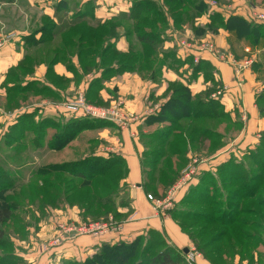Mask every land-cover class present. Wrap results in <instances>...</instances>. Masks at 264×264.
<instances>
[{
  "label": "rangeland",
  "instance_id": "rangeland-1",
  "mask_svg": "<svg viewBox=\"0 0 264 264\" xmlns=\"http://www.w3.org/2000/svg\"><path fill=\"white\" fill-rule=\"evenodd\" d=\"M12 1L13 0H4V2ZM260 2L255 1V6L252 4L254 10L257 11L259 7L264 5V2L257 5V3ZM248 3L250 4V0H248V2L246 1L243 7L244 9L240 13L248 17L249 20H246L253 27L262 25L263 28L261 29V35L257 37L254 36L256 47L249 45V42L245 39L239 40L237 36L234 35L235 33H233L231 42H236L235 47L239 48L238 53L230 49L227 51L217 44L214 40L215 33L224 28H220L217 23L212 22L210 19L207 24L202 25L205 28L204 32L206 34L204 35L207 36L202 37L198 35L190 38L187 31L192 29V21L196 23L198 20L197 17L199 16L195 14V10L192 9V5L190 4L182 6V9L186 10L188 22L180 26V28L176 29L174 26L170 25L165 27V24L154 22V26L157 27L158 32L157 43L153 47L154 49L152 47H144L143 44L139 45L135 42L137 35L141 32L152 30V28L148 26L149 23L147 20L149 16L146 15H141L138 17V20H135L126 28V31L130 35V44L132 45V49L126 54L117 52L112 43L113 34L115 36L114 24L105 26L86 25L84 28H77L82 25L80 24L74 28L68 29L66 33L73 34L71 37H75V35L78 34L76 35L77 39V37L81 35L80 33H83L87 35L89 39L93 38V40L86 41L87 45L91 44V42L95 44L89 51L90 56L84 55L81 59L82 65L86 67V70H89V73L86 71L85 76L90 74L93 77L89 79V81H91H88V84L86 83L88 87L86 84L82 85L84 89L79 90L78 88L69 98H58L54 96L57 95V93H54L51 87L32 80L31 77L33 75L31 66L34 64L32 60L27 59L25 62L26 66H21L18 72L15 73V76L13 72L10 73L11 76L8 78L7 82L14 83L15 86L6 89L7 96L4 95V92H0V108L4 111L5 99V101L8 100V105L19 103L20 107H18V109H22L18 112L20 114H17L18 116L12 119L13 124L7 125L10 127L9 129H11V131L6 133V135H4V121L0 122V198L5 197L8 202L13 203L16 207L14 220L3 225L6 231V238L0 241V264H32L28 259H23L20 254L26 255L36 250L38 252L39 250L40 254L51 253L52 255V252L55 254L58 248L66 244L73 243L77 239L91 237L82 236L73 240H66L63 243L61 241L59 243L60 245L52 246L51 243H54L56 239L62 238L63 236V232L60 228L61 226L114 221L117 222L122 229V225L127 220L130 219L132 221V217H137V214L130 211V209L124 213L121 212L129 205L131 201V192L121 186L127 185L125 181H123L121 185L117 184L115 188L113 187L112 177L114 175L112 174L114 170L113 173L109 174L107 180H98V178L95 177L94 182L97 181V184L95 187L93 185V188L84 186L83 180L75 176L82 172L87 174V171L77 167L78 164L75 162L85 157L98 155L108 158L109 154H117L112 151H107V148H104L103 151V149L99 147L101 144H104V142L98 140V134L100 132L103 130L113 132L117 131L118 128L129 129L135 125L136 117L122 102H120L121 100H118V95L113 92L111 88L106 86L111 81L112 76L118 73L117 71L119 68L121 70H129L134 67V63L138 59V57L132 58V56L137 55L135 53L140 54L144 51L146 53L143 57L144 69L152 67L154 72L157 70L156 74L154 73L157 75L158 71H160L163 66L172 69H180L182 67L181 63L177 62V59H179L178 51L180 52L178 46L181 41L185 40L187 43L191 45L196 44L197 46L213 44L215 46V52L205 53L212 59L220 63L228 64L233 68L235 89L239 88L236 65H240L239 63L248 59L253 60V66L248 67L242 74V76L245 77L243 87L247 83V74L251 73L254 66L258 64L257 66L261 71L260 106L264 108V23H260L256 21L255 18L253 19L251 17L252 12L254 13L255 11H250V5ZM176 4V0H163V4H160V6H163V9L168 11L169 6ZM207 4L209 6L208 16L210 12L216 9L221 11L225 19L234 13H239L238 9L234 8L231 2L229 4H223V2L218 3L214 0H209ZM32 10L40 17V22H37L35 27L33 29L30 28V30L28 29V31L31 33L34 31L33 33H36L33 37L39 35V37H41L40 41H49L50 39L47 38V36L49 37V34L57 33L60 30L58 28L53 29L55 27L52 24L54 21L51 20L49 15L43 14V11H39L38 9ZM16 11V8L12 9V14L10 16L15 20L17 19L15 15ZM33 12L28 9L25 11V13L30 16L29 21H32L31 16H35ZM258 12L260 11L258 10ZM186 13L184 12L183 14ZM111 28L113 30H111ZM176 31L180 32L182 38L176 35ZM70 34L65 35L66 40L63 41L64 43H69ZM10 37L11 36H8V38ZM178 37L179 39L175 46L166 47V43H170L172 40L175 41ZM4 45V32H1L0 48ZM248 46L251 48L250 53L246 52ZM240 49H242V52H240ZM41 50L47 54V49L42 48ZM76 51L75 48L71 46L67 48L65 54L63 52V55H68L69 53L74 55ZM205 53H201L199 57L200 61H203L201 57L202 54ZM101 54H104L102 58L100 57ZM43 56L44 54H40L38 59ZM52 58L53 56L49 59ZM98 58H100L99 62ZM230 58L237 60V64H234V66L230 64ZM189 59H191L190 64H188L191 68L189 71L192 72L194 70L193 67L198 65L200 61L195 62L194 56H190ZM207 63L208 65L202 64L203 69L201 72H195L194 75L196 78L205 77V81L210 84L206 92L209 96V100L202 102L200 97H193L192 94H190L189 88L181 83L171 84L169 92L172 97L169 102H176L170 108V111H173L175 107L176 113H182L187 117L177 119L184 120L179 123L177 122L174 126L176 120L170 119L164 113H156L150 115L146 123L142 124L147 131V133L141 135L144 137L141 139V142L144 147H146V158L145 160L142 158V162L144 161V171L146 173L143 186L146 192L155 197L156 200H163L174 186L185 181L184 175L186 173V166L194 161L187 160L182 168L172 169L176 170V172L171 174L169 172L170 169L164 168L170 163L166 159L168 156L165 158V146L169 145L171 154L174 155L172 158L176 159V154L184 157L188 149L187 141H190L194 149L193 155L197 156V153H199V151L203 149L202 147L208 142L206 141L208 139L200 136L201 131L205 129L206 126L207 128L211 127L218 131V133L215 134L216 137L211 140V151H220L224 146H228V140L230 139L229 142L231 140L235 141L241 132L231 116L224 113L219 100L223 99L231 89L219 80L213 64L209 61ZM149 73L146 72V74ZM146 74L141 73L142 76ZM51 79L52 75L49 76V82ZM78 80L79 79L75 78V81ZM67 85L68 82L64 84V87ZM182 86L187 90H180ZM224 90H226L225 93ZM219 92H222L223 95H220ZM107 93L111 97L109 101H107ZM186 93L190 96L189 102H186ZM80 95H84L86 100L88 102L90 101L89 104L100 108H111L114 105L121 104L120 111L124 114V119L121 122L118 121V123L105 120L107 123L111 124L103 125L100 121H94L95 119L89 120V117L83 116L84 118H81L79 114L68 113L64 105L75 101ZM214 95L218 98H215ZM45 100L52 103L54 107L58 106L60 109L57 110L56 113L51 110L43 109L47 107V105H44L46 102ZM216 110L217 112L215 113ZM51 118H57L59 120L58 122H61L59 128L47 123H51V120H49ZM78 119L88 121L89 125L84 128L85 130H79L73 142L66 147L67 150L65 148L62 152L58 153L46 151L48 144L61 128L62 123L65 121H76ZM148 123L153 125L150 124L151 126H148ZM189 125L191 126L187 131V138L183 137L182 133L186 131L185 129ZM172 134L175 135V138L173 142H170ZM152 135H155V137ZM38 143L42 146L40 150L37 148L38 145H36ZM198 159L202 161L200 158ZM49 163H67L68 165L65 170L67 172L52 173L54 178L52 183L49 182L51 190L47 188V177L39 173V169ZM234 165L245 172H241L239 169L237 174L234 172L235 174L231 175L232 171H234ZM196 169H190L194 174L189 181L183 182L180 190L176 192L177 196L174 200V204L167 208L168 211L172 212V215L175 211L179 216L185 217L184 219H177V221L192 240L193 248H190L189 253L193 251L195 257L194 261H188L187 254L182 251L184 259L177 264H196V259L199 257L204 258L210 264H264V131L254 144L238 149L226 162L217 165L214 169L204 172ZM158 170H163L164 177L161 183H158L155 177ZM121 172L122 176L123 170H121ZM229 176L232 177L230 178ZM168 177L172 182L170 186L166 184ZM68 181L72 183L70 190L72 198L70 199L66 198L67 195H65L63 190L65 183H68ZM104 185H108L110 191L116 190L111 198V203L107 204V202H103L101 204L104 205L100 211L102 214H84L85 212L80 205V200H86L87 195L103 194ZM119 189L121 190L119 191ZM70 206L80 208L81 219L58 223L53 234H46L47 236L39 238V231L43 229V226H46L45 223L49 220L46 208H65L63 210H66ZM154 206L156 209L164 208H158L155 203ZM116 215H120L121 217H118L116 220ZM40 224L44 225L40 226ZM32 230L33 233L29 235ZM117 233H120V231ZM100 237H103V235L99 236V238ZM12 238H17L23 243L21 246H16L10 242ZM39 239H41V241ZM91 242L97 244L88 249L90 253L86 257L62 256L61 254L60 256L62 257L60 259L59 257H52L50 255L51 261L48 258L49 264H101L102 259H105L104 257L111 252V248L114 245L104 242L98 245L101 241L96 240H91ZM132 243L136 245L130 248L129 246L122 245ZM118 245H120V250L126 251L127 253L134 251L135 254L134 256L131 255L130 258L128 257L130 254H127L125 258L128 260H125V262L123 256L114 260V262L118 264H120L119 261H121V264H137L140 263V261H147L163 250H166L168 247H171L167 244L163 236L151 233L139 235L130 243L121 241Z\"/></svg>",
  "mask_w": 264,
  "mask_h": 264
},
{
  "label": "crops",
  "instance_id": "crops-1",
  "mask_svg": "<svg viewBox=\"0 0 264 264\" xmlns=\"http://www.w3.org/2000/svg\"><path fill=\"white\" fill-rule=\"evenodd\" d=\"M152 1L157 2L159 5L163 4V0ZM208 1L209 0H207V2ZM229 1L232 3L234 8L238 9L239 12L232 15L249 20L246 15L240 13L244 9L243 7L248 0ZM256 1H261L262 3L264 2L263 0ZM251 2L252 0H250V4L248 3L250 5V11L254 10ZM261 2L257 3V5H260ZM133 3L134 0L0 1V33L4 32L5 43V45L0 48V92H4V95L7 96L6 89H9V87L13 88L15 86L14 83L7 82L8 78L11 76L10 73L13 72V75L15 76V73L18 72L21 66H26L25 62L27 59L34 62L33 66H31L33 75L31 77L32 80L51 87V89H53L52 91L57 93V95L54 96L58 98H69V96H71V94H73L78 88L79 90H83L84 88H82V85H85L86 83L88 84L89 79L93 76L90 74L85 76L86 71L89 73V70H86L85 66L82 65V58L79 57L77 51L74 55L69 53L67 58L64 59L66 56L63 55L64 48L62 47L65 44L63 41L66 40L65 35L70 33H66L68 29L60 28L62 22H60V18L56 15H59V17L64 15V19L69 21L72 19L73 15L81 12V14H86L88 19L94 21L95 24H99L100 26L114 24L115 36L113 34L112 43L117 52L126 54L132 49V45L130 44V35L126 31V28L135 21L134 19L126 17V15L128 16L130 14ZM15 8L17 10L15 13L17 16L16 20L10 17L12 14L11 10ZM26 9L31 10L32 12V9L43 11V14L45 13L49 15L51 20L54 21L52 24L54 26L58 25L61 30L54 33V37L49 38V41H40L41 37H39V35L33 37L36 33H33L34 31L31 33L28 29H33L37 22H40V17L33 12L35 16H31L32 21H29L30 16L25 13ZM258 10L260 12H264V5L259 7ZM216 11L219 10L216 9ZM197 19L198 20L196 23L194 22V25L196 24L201 31L199 33H195L192 29L187 31L190 38L198 35L202 37L207 36L204 35L206 33L204 32L205 28L202 25L209 22V16L207 14L201 16L199 15ZM86 25L94 26L91 24H82L77 28H84ZM169 25L173 26V21L170 17ZM111 30L113 29L111 28ZM175 33H177V36L179 35L182 38L179 31H176ZM80 34L81 35L77 37V40H93V38L89 39V37L83 33ZM72 35L73 34H70L69 39L75 38L74 40H76V35L78 34H76L75 37H71ZM8 36L11 37L8 38ZM232 37V32L226 29H221L215 33L214 40L223 49L227 51L230 49L235 53H238L239 48L235 47L236 42H231ZM178 39L179 37L175 41L172 40L170 43H166V47L175 46ZM135 42L139 45L141 44L138 42L137 37ZM42 48L47 49V54L41 50ZM241 50L242 49H240V52H242ZM40 54H44V56L38 59ZM102 55L104 54L100 55L101 58ZM51 56H53V58L49 59ZM55 56H59L61 58L54 61ZM190 56L191 55L185 56L183 52L178 51V58L182 61V67L180 69H172L170 67L163 66L161 70L158 71L157 75H155L157 70L154 72V69H152L149 71L150 73L147 72L149 74H146V71L144 72V70L136 67L134 70H125L114 74L111 81L106 85L118 95V100H121L120 102H122L136 117L135 125L129 129L118 128L117 131L113 132L103 130L98 134V140L104 142V144L99 146L103 149V151L104 148H107V151L117 153L125 159L128 168L125 183L127 184V189L131 192V201L128 205L129 207L127 206V208L123 209L121 212L124 213L130 209V211L137 214V217L132 221L130 219L127 220L122 225L120 233H109L103 237H98L99 239L92 237L77 239L73 243L66 244L57 250L55 249V254L52 252V255L51 253L40 254L39 250L38 252L36 250L35 252L26 255L20 254L23 259H28L29 262H32V264H49V259L51 261V257H49L50 255L52 257H59L60 259L63 255L79 256L80 258H84L90 253V250L88 249L97 244L95 242H91V240L101 241L98 245L103 244V242L116 245L121 241L124 243H130L139 235H144L150 232H157L161 234L165 238L167 244L177 250L183 251L185 248H188L189 250L190 248H193L191 238L183 230L180 223L173 217L171 211H168L167 208L156 209L154 203L149 201L147 198V195L151 194H148L143 186L146 173L144 171V161L142 162V158L144 160L146 158V147H144L141 142V139L144 138L141 135H143V133H147L142 124L146 123L147 118L150 115L164 113L170 119L176 120L174 126L177 122L179 123L184 120H177L182 117H176L174 112L170 111V108L175 103V101L169 102L172 97L169 92L171 84L181 83L189 88L190 94H192L193 97H200L202 102L209 100V96L206 92L210 84L205 81V77L196 78L193 71H189L191 69L188 66L191 60L189 59ZM201 58L204 62L209 61L213 64L219 80L231 89V91H228L223 99H220V103L223 107L224 113L231 116L232 120L236 125H238L241 132L239 136L237 135L238 138L235 141L231 140L229 142L230 139L228 140V146H224L220 151H211V140H213L216 136L211 134L210 131L215 134H217L218 131H216V129H212L211 127L207 128L205 125L206 128L201 131L200 136L208 139L206 140L208 142L204 145V147H202L203 149L197 153V156L193 155L194 149L190 141H187L188 149L184 154V157L176 154V159L172 158L174 155L171 154L169 145L164 147L166 152L165 158L168 156L166 159L170 162L169 165L167 164V166L164 167L165 169H180L184 166L187 160H194L186 166L187 168H197L196 170H200L201 172L214 169L217 165L226 162L238 149L254 144L260 134L264 131V108L260 106L261 103L259 102L261 101L259 97L261 94V71L257 66L258 64L254 66L252 69L253 71L251 70L252 72L250 71L251 73L247 74V83L245 86L235 89L233 68L230 65L220 63L215 59H212L209 55H207V53L202 54ZM99 61L100 58H98V62ZM141 73L146 75L142 76ZM50 75H52V79L49 82ZM75 78L79 80L75 81ZM67 82L68 85L64 87V84ZM106 96L108 98H106L107 101L111 100L108 93ZM7 103L8 100L5 101L4 99V111L0 108V122L4 121V135L11 131V129H9L10 127L7 125L12 123V119L18 116L17 114H20L18 112L22 109H18V107H20L19 103L15 105H8ZM44 105H47V107L43 109L51 110L54 113L60 109L58 106L54 107L52 103L47 101ZM244 115L246 116V120H242ZM150 124L151 123H148V126ZM190 126L191 125H189L185 129L186 131L182 133L183 137L187 138V131L190 129ZM208 131L210 133H208ZM174 136V134L171 135L170 142H173L175 138ZM46 151H48V149ZM48 152L56 153L55 151L50 150ZM198 158L202 161H199ZM155 177L157 178V182L161 183L164 177L163 170H158ZM46 209L48 211L49 220H46V226H43L44 224H40V226H43V229H37L40 230V233L38 234L39 238L47 236L46 234H53L58 223L81 219V210L76 206H70L66 210H63L65 208L55 209L50 207ZM32 233L33 230L30 231L29 235ZM39 240L41 241V239ZM10 242L16 246H21L23 243L17 238H12ZM61 254L62 256H60ZM196 264L210 263L204 258L199 257L196 259Z\"/></svg>",
  "mask_w": 264,
  "mask_h": 264
},
{
  "label": "trees",
  "instance_id": "trees-1",
  "mask_svg": "<svg viewBox=\"0 0 264 264\" xmlns=\"http://www.w3.org/2000/svg\"><path fill=\"white\" fill-rule=\"evenodd\" d=\"M177 4L176 5H171L168 7V12H166L163 9V6H160L157 2L152 1V0H135L132 6V9L130 11V14L126 17L134 19V20H138V17H140L141 15H146L149 16L148 18V23L152 30L149 31H143L141 32L139 35H137V40L139 43L143 44L144 47H154L157 43V27L154 26V22L156 23H161V24H165V27H168L169 25V17L172 19L173 21V26L178 29L180 28V26H182L183 24L185 25L188 22V17H187V13L186 10L182 9V6H187V5H192V9L195 10V14L198 15H204V14H208V9L209 6L206 2V0H176ZM218 3H222L223 4H229L230 1L229 0H214ZM256 0H252V4L255 5ZM254 2V3H253ZM186 14H183V13ZM169 15V16H168ZM58 18H60V22H62V25L60 28H66V29H71L74 28L77 25L80 24H91V25H99V24H95L94 21H91L90 19H88L86 17V14H81V12H79L76 15H73L71 20H67L64 19V15L61 17H59V15H56ZM121 16V15H120ZM209 17L210 20L214 23H217L220 28H224L232 33H235V35L237 36V38L240 40H246L247 42H249V45H251L252 47H256V40L254 39V36L257 37L259 35H261V29L263 28L262 25H256V26H252L250 25V23H248V21L242 17L239 16H235V15H230L227 19L224 18V16L222 15L221 12L214 10L213 12L209 13ZM63 20V21H61ZM151 20V21H150ZM154 26V27H153ZM191 27L192 30L195 33H199L201 31L200 28L196 27L194 25V22L192 21L191 23ZM58 28L59 30H61L59 28L58 25H55V27L53 29ZM54 34H49V37L47 36V38H53ZM75 38L69 39V43H65L63 45L62 48L63 52L65 54L66 50L68 47L73 46L75 48H77V52L80 58H82L84 55L90 56V50L92 49V47L95 45L93 42H91V44L87 45L86 41H84L83 39L80 40H74ZM86 43V44H85ZM154 49V48H153ZM76 53V52H75ZM74 53V54H75ZM137 55L132 56V58L138 57V59L135 61L134 63V67L130 68L129 70H134L136 67H138L141 70H144L146 72H149L150 70H152V67L146 68L144 69V60L143 57L146 54L144 51L140 54L135 53ZM66 57H64V59L67 58L68 55H65ZM61 57L59 56H55L54 57V61H56L57 59H59ZM178 63H182L181 60L177 59ZM183 60V59H182ZM187 62V61H186ZM202 64H207L204 61H200L198 65H195L193 68V73L195 72H201V70L203 69V65ZM86 68V67H85ZM125 69H118L117 72H123ZM183 89L184 91L187 90L186 88H184L182 86V88L180 87V90ZM187 94V93H186ZM260 100H261V96ZM186 102H189L190 100V96L189 94L186 95L185 97ZM188 99V100H187ZM220 100V99H219ZM90 102V101H89ZM176 102V101H175ZM261 102V101H259ZM174 112L176 117H187L185 115H183L182 113H176L175 111V107L174 110L172 111ZM217 112V110L215 111V113ZM81 118H84L83 116H80ZM51 120V123L47 122L49 125H53L54 127H58L59 128V124L61 122H58L59 120L57 118H51L49 119ZM91 120V119H89ZM94 121H100L103 125L104 124H111V123H107L105 120H99V119H95ZM44 124V122H43ZM64 124V125H63ZM89 123L86 120H82V119H78L76 121H65L62 123L61 128L59 129V131L57 132V134L55 136L52 137V140L50 141V143L48 144V151H55L56 153L58 152H62L71 142H73V140L75 139L76 135L78 134L79 130L86 128V126H88ZM92 129V128H91ZM217 131V130H216ZM211 134H213L215 136V133H213L212 131H210ZM208 131V133H210ZM153 137H155V135H152ZM38 145V149L40 150L42 148V146L40 145V143L36 144ZM35 145V147H36ZM26 148V147H24ZM77 165V167H79L82 170H86L87 174L85 173H78L75 176L80 178L81 180H83V184L84 186H88V187H92L93 185L95 187V185L97 184V181L94 182V178L97 177L98 180H107L109 174L114 173L112 175H114L112 177L113 180V187L115 188V186L121 185V183L123 181H125L126 176H127V164L125 159L117 154H109L108 158H105L104 156H93V157H85L77 162H75ZM124 164V165H123ZM233 165V164H231ZM124 166V167H122ZM68 167L67 163H63V164H57V163H52V164H47L46 166H42L39 169V173L41 175H44L47 177V181L46 183L48 184V189L51 190V186L50 183H52L53 180V176L52 173L55 172H67L65 171L66 168ZM123 168V169H122ZM237 169V170H235ZM239 167H237L236 165L233 166V170L231 175L233 174H237L239 172ZM121 170H123V175L121 176ZM241 172H245L242 169H240ZM245 170V169H244ZM222 171V170H221ZM169 172L171 174H174L176 172V170H172L170 168ZM235 172V173H234ZM70 173V172H69ZM118 175V178H117ZM52 177V179H51ZM230 178L232 176H229ZM50 179V180H49ZM50 182V183H49ZM46 184V185H47ZM166 184H168V186L172 185V182L170 181L169 177H168V181L166 182ZM71 186L72 183L71 181H68V183H65V186L63 188L65 195H67V199L72 198V193H70L71 190ZM123 186V188L127 189V185H121ZM57 187V186H56ZM108 185H104L103 187V194L98 195V194H94V195H87L86 196V200H80V205L83 208V211L85 212L84 214L86 215H93V214H102L101 208L104 205H101L103 202H107L111 203L112 201V196L113 194H115V191H110V189L108 188ZM66 188V189H65ZM121 189H119L120 191ZM71 194V195H70ZM90 194V193H89ZM85 196V195H84ZM105 198V199H103ZM101 206V207H100ZM16 210V207L13 205V203L8 202L5 197L4 198H0V241H2L3 239L5 240L6 238V231L5 228H3V225H6L9 222H12L14 220V212ZM119 213V212H118ZM172 213V212H171ZM120 214V213H119ZM114 216V214H113ZM116 220L118 217H121L120 215H116L115 216ZM173 217L177 220V219H184L185 217H181L179 216V214L177 212L174 211L173 213ZM151 234H157V235H161L157 232H150ZM162 236V235H161ZM125 246H129V248L134 245H136L135 243L132 244H122ZM120 245L116 244L114 246H112V250L111 252L104 257L105 259H102L101 264H118L116 262H114V260L119 259V257L123 256L124 258L128 255V257L130 258V256H134V251H132L131 253H127L126 251L120 250ZM113 254V256H112ZM117 255V256H116ZM184 255L182 253V251L177 250L173 247H168L166 250H163L162 252H160L159 254L155 255L152 259L147 260V261H140V263L137 264H177L178 262L182 261L184 258ZM109 259V260H108ZM125 260L128 259H124ZM121 264V261H119Z\"/></svg>",
  "mask_w": 264,
  "mask_h": 264
},
{
  "label": "built area",
  "instance_id": "built-area-1",
  "mask_svg": "<svg viewBox=\"0 0 264 264\" xmlns=\"http://www.w3.org/2000/svg\"><path fill=\"white\" fill-rule=\"evenodd\" d=\"M255 12H252L251 17L256 19V21L260 23H264V13L258 12L254 10ZM214 45H201L197 46L196 44L191 45L187 43V41H181L179 44V49L181 52L184 53L185 56H194V61L199 62L200 61V55L201 53H214ZM251 48L248 46L246 48V52L250 53ZM253 60H245L242 63H239L240 65H236L237 67V77L239 78L238 81V87L242 88L243 84L245 83V77L242 76L244 71L250 67L253 66ZM230 64L234 66V64H237V60L230 58ZM226 90H224V93ZM220 95H223L222 92H219ZM215 98H218L216 95H214ZM65 110L70 114H79L84 117H89L90 119H99V120H107L109 122L118 123V121H122L124 119V114L121 113L120 108L121 104H117L112 106L111 108H100L94 105L89 104V102L86 100L84 95H80L76 98L75 101H72L68 104L64 105ZM119 117V118H118ZM243 120H246V116L244 115ZM189 170V171H188ZM184 175V180L189 181L191 179V176L194 174L193 171H190V168H186ZM183 181V182H185ZM183 182L180 184H177L173 187V189L169 192V194L163 199V200H156L155 197L152 195H147V198L149 201L154 202L156 206L168 208L169 206H172L174 204V200L176 198V192H178L183 185ZM132 220L135 219V216L131 218ZM113 220V219H112ZM61 231L63 232L62 238H58L54 241V243H51L52 246L60 245L59 243L62 241H68L73 240L78 237L82 236H91V237H99L109 234V232H118L121 230L120 225L117 222L114 221H107L103 223H94V224H69L65 226H61ZM111 232V233H112ZM194 254L193 251L187 254V260L194 261Z\"/></svg>",
  "mask_w": 264,
  "mask_h": 264
},
{
  "label": "water",
  "instance_id": "water-1",
  "mask_svg": "<svg viewBox=\"0 0 264 264\" xmlns=\"http://www.w3.org/2000/svg\"><path fill=\"white\" fill-rule=\"evenodd\" d=\"M189 249L188 248H185L184 250H183V252L185 253V254H188L189 253Z\"/></svg>",
  "mask_w": 264,
  "mask_h": 264
}]
</instances>
